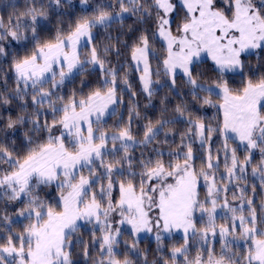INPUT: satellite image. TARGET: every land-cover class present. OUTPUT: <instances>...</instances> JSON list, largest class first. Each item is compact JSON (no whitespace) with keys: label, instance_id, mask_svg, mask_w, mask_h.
Listing matches in <instances>:
<instances>
[{"label":"snow or ice","instance_id":"6c2138e0","mask_svg":"<svg viewBox=\"0 0 264 264\" xmlns=\"http://www.w3.org/2000/svg\"><path fill=\"white\" fill-rule=\"evenodd\" d=\"M65 4L76 7L10 0L0 12V264H75L77 246L84 264H148L141 234L165 252L176 232L183 243L153 264H264V201L254 202L257 186L264 193V75L249 63L264 68V0H80L67 25ZM133 17L126 51L110 34L98 49L94 30ZM205 57L214 75L200 70ZM126 68L149 105L165 89L179 101L165 95L141 139Z\"/></svg>","mask_w":264,"mask_h":264},{"label":"trees","instance_id":"16d2710c","mask_svg":"<svg viewBox=\"0 0 264 264\" xmlns=\"http://www.w3.org/2000/svg\"><path fill=\"white\" fill-rule=\"evenodd\" d=\"M9 2H10V0H0V12L7 14V12L12 11V9H10V8H7V9L5 8V6ZM106 2H107V0H89V4L92 6L96 5L97 3H106ZM11 3H15L18 6H22L24 3V0H11ZM72 5H75L76 7L73 8L72 6L65 4L64 11L67 13H70V14L74 13V15L59 17L60 19H63L65 21V25H67V23L70 22V20L74 19L75 16H78L81 14V8L83 7V5L80 4V0H72ZM57 19H58V17H56V16L52 17V27H55ZM137 26L138 25L135 23V18L133 17V18L127 19L123 25H119V24L113 25L112 28H110L108 30V32H104L102 29H97V30H95V33L97 35V39L94 41V43L96 44V46L99 49V48H102L105 43H107L106 37L109 34L113 37L120 36V40L122 43L118 46L121 48L122 51H126L123 49V42L124 41H127L128 43L132 42V39H134L133 30ZM113 43H115V41H113ZM155 47L160 48V45L156 44ZM109 57L113 60V66L118 67V65L116 63V58L113 57L111 54H109ZM127 60H128L127 55L121 56L119 58V62L121 64L126 63ZM249 63L252 66L253 71H258L261 75H264V68L260 67L261 61H258L253 56V57L249 58ZM5 67H7V65H5ZM200 70L207 73L209 76L214 75V73L212 72V65L206 60L202 64ZM125 71L129 72L128 79L130 82H132L133 87H135L138 84L137 73L132 71L129 68H126ZM248 74L251 75V73H248ZM122 75H123V73H122ZM253 78H255V77H253ZM82 79H85V80H88V81H91L94 83L96 77L93 75H85L84 77H82ZM160 79H161V81H163V77H161ZM237 79H239V78H237ZM9 83L11 85V82H9ZM178 83H179V81H178ZM79 86H80V82L78 80L75 85H71V86H69V88H71V87H77L78 88ZM67 90L68 89H66V91ZM140 94H141L140 91H138L137 96H136V101L140 105L139 111L141 114V119L139 121H136L134 123V126H136V128L139 129V131L136 132V133H138L137 137L142 138L143 134H142V131H141L139 125L142 123H147V120L143 119L144 116L146 115L148 118L152 119L153 121L155 119H157L159 116L160 108L162 107L161 100L163 99V97L165 95H168L169 98L171 100H173L174 102H179V101H178V98L175 97L174 93H168L167 89H165L163 91H158L156 93V95H154L152 97L151 105L148 104L147 98L143 95H140ZM128 101L131 102L130 96H128ZM145 105H148V106L145 107ZM170 114H171V112H170ZM202 114H203V110H202ZM215 114H216V109H213V108L207 109V116L208 117H212ZM116 120H117L116 118H113V119L109 120L108 123L110 125L115 124ZM184 127H185L184 125L178 124L174 127V131L177 133H182L184 131ZM22 133H23V129H21L20 132L14 133V135L16 137H18L15 141V144L17 146L20 144V141L23 138ZM160 139H163V137H161ZM214 140H215V137H214ZM179 142L180 141H179L178 137H177L174 144L171 143V141H170L171 150H176V144H179ZM154 146H156V145H153L152 147H154ZM217 146H219L218 142H217ZM232 146L236 147V144H232ZM163 148L165 150H168L169 145H163ZM195 148H196V146L194 145V150H195ZM142 150L143 149H137L136 154H138ZM238 154L243 156L244 153L242 151L238 150ZM256 159L257 160L259 159L258 153L256 154ZM248 183L249 184L256 183L257 185H259V182L257 180H255L254 178H252L251 176H249ZM49 191H52V190L50 189ZM229 199L231 200V194H229ZM262 201H264V193H262L260 187L257 186L256 196L254 197V202L258 205ZM233 203H239V201H233ZM2 206L3 205H0V207H2ZM257 211L259 212V208H257ZM9 214H11V209H9ZM13 218H15V217H13ZM218 222H223V221H218ZM15 230L20 231L19 226H17ZM78 235L82 236V238L86 242L89 243V254L92 256H95L96 253L94 252V250L91 247V236L88 234V232L86 230L82 229ZM181 236H182L181 233L176 232L170 239H166L164 241V246L166 248L165 252H158L156 250L157 245H156L155 240L150 239L148 237H141V243L139 244V248L142 252H144L147 255L148 264H153V262H158L162 256L166 257L168 255V253L170 252L171 247L173 245L179 246L180 244H182L183 241L181 239ZM73 239H75V237ZM125 239H129V237L127 235H125ZM216 250H217V252L219 251V245L218 244L216 246ZM81 253H82V249L79 246H77L75 252L73 253V257H72L75 264H84V258L82 257ZM195 254H196V251L194 249L193 252L191 253V255L194 256ZM131 258L134 260L136 259L135 257H131ZM138 264H142V261L138 262Z\"/></svg>","mask_w":264,"mask_h":264},{"label":"rangeland","instance_id":"374dc122","mask_svg":"<svg viewBox=\"0 0 264 264\" xmlns=\"http://www.w3.org/2000/svg\"><path fill=\"white\" fill-rule=\"evenodd\" d=\"M156 48L159 50L158 47H156ZM205 60L208 61L212 65L211 60L209 58L205 57ZM153 66L155 67V62L153 63ZM130 83L132 84V82H130ZM132 90L136 92V96H137L138 91H140V85H139V83L135 87H133V85H132ZM140 95H142V94H140ZM128 96H129V94L127 92H123L122 93V99L124 101V105H122L121 108H120V110H119L120 111V114H122L125 119H127V107L131 106V102L128 101ZM143 96H145V95H143ZM116 119L118 120L119 119V116H117ZM134 131L136 133V132L139 131V129L136 128V126H134ZM137 138L138 139H141L139 137H137ZM141 237H148V238L154 240V238L152 237L151 234H141Z\"/></svg>","mask_w":264,"mask_h":264}]
</instances>
